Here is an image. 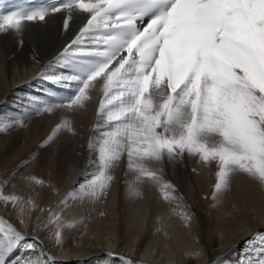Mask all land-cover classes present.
<instances>
[{"label":"snow or ice","instance_id":"obj_1","mask_svg":"<svg viewBox=\"0 0 264 264\" xmlns=\"http://www.w3.org/2000/svg\"><path fill=\"white\" fill-rule=\"evenodd\" d=\"M62 10L68 13L65 29L73 13L89 14L64 50L86 58L62 55L69 74L49 78L74 86L73 95L34 102L33 108L39 114L83 107L91 82L103 77L97 115L107 127L90 144L98 170L85 194L104 195L111 170L125 153L134 175L129 189L136 195L134 185L150 182L160 187L163 199L175 200L172 186L150 165L184 153L205 165L215 163L214 199L229 188L237 171L264 185V0H65L60 6L0 13V33L19 35L28 22H44ZM82 37L95 47H81ZM63 126L70 127L67 120ZM0 200L20 206L21 212L32 203L2 192ZM55 235L59 242L58 229ZM24 241L0 221V264ZM239 264H264V232L247 242Z\"/></svg>","mask_w":264,"mask_h":264},{"label":"bare ground","instance_id":"obj_2","mask_svg":"<svg viewBox=\"0 0 264 264\" xmlns=\"http://www.w3.org/2000/svg\"><path fill=\"white\" fill-rule=\"evenodd\" d=\"M67 15L62 10L44 22H28L19 35L0 33V127L9 125L0 131V192L32 201L21 212L20 206L0 200V221L25 237L5 254L6 264L19 255L34 262L51 257L49 264L233 260L243 240L264 230V185L242 172L233 173L229 188L214 199V162L205 165L184 153L152 164L176 197L165 200L154 183L134 185L138 195L130 191L134 175L125 153L111 170L103 196L84 193L98 170L97 152L90 144L107 127L97 115L104 99L103 77L91 82L83 107L39 114L33 108L34 102H50L39 85L58 75L65 46L89 14L73 13L65 29ZM65 120L70 127L63 126ZM174 219L177 226L170 227ZM171 229L177 232L176 241ZM27 243L35 247L27 249Z\"/></svg>","mask_w":264,"mask_h":264},{"label":"rangeland","instance_id":"obj_3","mask_svg":"<svg viewBox=\"0 0 264 264\" xmlns=\"http://www.w3.org/2000/svg\"><path fill=\"white\" fill-rule=\"evenodd\" d=\"M168 207L171 208L172 206L169 205ZM183 212H184V211H183ZM183 218H184V217H183ZM171 221H172L173 223H170V227H171V225H172L173 227H174V226H177L176 221H178V219H174V220H171ZM168 224H169V221H168ZM173 227H172V228H173ZM172 230H173V229H171L170 232H172ZM174 230H175V229H174ZM175 231H176V230H175ZM176 233H177V232H176ZM176 233H174V232L171 233V238H172L174 241H176L175 239L177 238L176 235H175ZM172 234H174V235H172Z\"/></svg>","mask_w":264,"mask_h":264}]
</instances>
